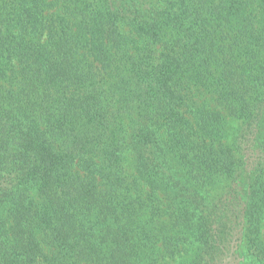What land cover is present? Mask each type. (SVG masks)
Returning <instances> with one entry per match:
<instances>
[{"label":"trees","instance_id":"trees-1","mask_svg":"<svg viewBox=\"0 0 264 264\" xmlns=\"http://www.w3.org/2000/svg\"><path fill=\"white\" fill-rule=\"evenodd\" d=\"M0 264H264V0H0Z\"/></svg>","mask_w":264,"mask_h":264}]
</instances>
